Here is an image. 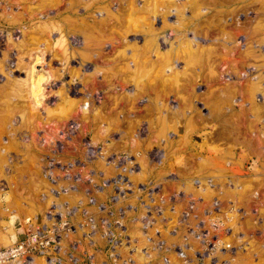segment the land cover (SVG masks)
Listing matches in <instances>:
<instances>
[{
  "label": "rangeland",
  "instance_id": "1",
  "mask_svg": "<svg viewBox=\"0 0 264 264\" xmlns=\"http://www.w3.org/2000/svg\"><path fill=\"white\" fill-rule=\"evenodd\" d=\"M205 98L229 105V122H210L213 131L242 141L200 139L194 116ZM104 147L105 166L163 148V173L212 176L210 197L224 209L236 202L247 219L229 248L249 246L256 258L259 246L252 264H264V0H0V246L21 218L48 213L69 228L53 264H117L111 255L127 250L138 221L125 216V198L113 201L117 185L128 194L126 179L110 183L118 170L92 163ZM137 160L132 177L148 188L161 170ZM216 220L222 233L227 222Z\"/></svg>",
  "mask_w": 264,
  "mask_h": 264
},
{
  "label": "built area",
  "instance_id": "2",
  "mask_svg": "<svg viewBox=\"0 0 264 264\" xmlns=\"http://www.w3.org/2000/svg\"><path fill=\"white\" fill-rule=\"evenodd\" d=\"M245 68L244 71L248 72L251 67L249 70L248 67ZM160 149H150L145 153L147 160L154 162L149 168L161 170V173L159 171L155 173L153 178L155 183L148 188H145V179L140 181L142 183L136 181L133 184L131 182L133 180H130L126 175L121 177L122 173L126 174L128 169L131 172L136 171L134 154L128 156L123 152L124 156L121 158L120 166L116 157H111V162H106L112 169L115 168L121 172L114 173L109 179L110 183L116 181L117 174L120 177L117 183L126 179L128 194L126 197H121L122 195L118 191L123 192V190L117 185L112 195L114 203L125 198V216L138 221L137 234L133 233V229H131L133 220L129 229H126L128 234L127 250L113 252L111 257L117 255L114 258L116 262L118 261L117 264H131V258L135 252L143 254L142 264H221L220 262L237 264L234 260L240 255L237 252H241L243 255L245 252H249L247 250L249 246H237L236 244L234 248H229V245L230 241L233 242L245 234L243 226L247 223V219H244V210L236 205V202L227 203V201L225 204H228L231 209H224L218 200L219 197L218 199L210 197L211 192L216 191L217 185V181L212 176H195L194 173L186 172V168L174 167L165 172L169 173L165 177L163 170L169 165L164 166L161 156L156 154H161L163 149ZM99 155L102 156L101 153ZM146 166L145 171L148 168ZM143 188H145L144 195L141 197V205L137 209L133 197L138 199L137 196L143 191ZM227 188L222 190L217 187L223 195L233 199L234 193L230 194L231 192ZM68 211L72 216L73 209L70 208ZM61 217L57 218L59 222L62 221ZM217 218H221L222 223L224 220L227 222V227L222 229V233L218 230L220 223L216 220ZM259 219L258 222H261V218ZM214 220L219 224L209 223ZM56 225L57 222L53 215L48 213L41 217L30 215L21 218L15 223V240L6 246H0V264H36L35 258L45 259L47 264H53L51 262L53 260L57 262L55 257H48L50 253L54 252L53 243L56 237L68 235L69 228H55ZM56 230L59 232L58 235ZM94 234L96 235V232ZM80 239L84 241L83 238ZM93 243L95 242L93 241ZM256 248L260 247L256 246ZM100 256H102L100 252L95 253L91 259L97 260ZM198 256L203 258L200 263Z\"/></svg>",
  "mask_w": 264,
  "mask_h": 264
},
{
  "label": "crops",
  "instance_id": "3",
  "mask_svg": "<svg viewBox=\"0 0 264 264\" xmlns=\"http://www.w3.org/2000/svg\"><path fill=\"white\" fill-rule=\"evenodd\" d=\"M203 89H205L207 91L208 90L212 91V88H210V85L206 84V83L204 84ZM219 90H222V89H219ZM219 99L220 100L217 104L213 103V101H216L218 99L213 100L210 98H205L204 100H202V103L204 102V104H205V111H204V113H201L202 115L200 114L202 117L195 113V116H194L195 128L193 127L194 131L199 134L200 139H203V137H211L213 140L221 139L219 141H222L223 143H225V141L228 142V140H230V142L238 143L239 141H242L241 139H239L241 136L240 137L237 136L236 138H231L229 135H227L225 133L219 134L218 131H216V129H214V131H213V129L211 127V123L214 122V120L218 121V123L219 122L222 123L223 121L229 122V114H230L229 108H228L229 105L226 104V102L224 100H221L222 98H219ZM212 107H213V110H211ZM194 110L195 109H193V112H194ZM159 119H160V116H159ZM201 135H203V137ZM245 142H247V140L244 141L243 145H245V147L247 149H250L249 151H255L256 149H259V150L262 149V147L260 146V143H259V145H257V143L255 142L256 145H255V143H252V145H251V143L248 142L249 145H246ZM206 143H212V142H210V141L205 142L204 143L205 147L210 146V145H206ZM222 149H224L225 151L228 150L225 148H222ZM260 151H262V150H260Z\"/></svg>",
  "mask_w": 264,
  "mask_h": 264
},
{
  "label": "bare ground",
  "instance_id": "4",
  "mask_svg": "<svg viewBox=\"0 0 264 264\" xmlns=\"http://www.w3.org/2000/svg\"><path fill=\"white\" fill-rule=\"evenodd\" d=\"M62 35V34H61ZM62 37V36H61ZM62 38H64V37H62ZM36 82V81H35ZM35 82H33V84L35 83ZM130 93H132L131 91H129ZM67 96V95H66ZM130 115V117H133V114L132 113H130L129 114ZM123 133L124 132H119L118 133V136H117V138L118 139H121V138H119V137H122V135H123ZM164 145V144H163ZM122 148V147H121ZM107 147H104V148H102V157H104V156H106L107 155ZM116 149H118V150H124V149H126V148H122V149H120L119 147H117ZM115 149V150H116ZM163 149V148H162ZM91 153H93L94 151H92V150H89ZM134 152V153H133ZM132 153L134 154V157H135V161H136V166H138V160H137V158L138 157H143V156H145V153H143V152H140V150H134ZM87 153H89V152H87ZM95 153V152H94ZM109 154V153H108ZM157 155H160L161 157V160H162V162H164V160H169L168 159V157L166 156V154H165V150L163 149V151L161 152V154H158V153H156ZM165 154V155H164ZM145 158H146V161H148L147 160V157L145 156ZM97 162L98 161V167H97V165H95V162ZM92 163L96 166V168H99V169H102V170H104V171H107V170H110V169H112L111 168V166L110 165H104V162H103V160H102V158H101V155H95L94 154V156H93V160H92ZM129 164V163H128ZM135 167V166H134ZM127 170V169H126ZM135 170H137V169H135ZM134 173V171H132L131 172V170H127V172H126V176L131 180H133V181H131L133 184H135V182H136V180L135 179H133V174ZM242 190V189H241ZM25 218V217H24ZM132 228L131 229H133V233H136L137 234V231H136V227H134V225L133 226H131ZM133 236V235H132ZM142 237H141V234H140V239H141ZM15 240V239H14ZM13 240V241H14ZM12 241V242H13ZM142 242V241H141ZM255 254H256V258H254L253 256H251V253H249V252H245L243 255H242V253L241 252H237V253H239L240 255H238L236 258H234V260L237 262V264H246L247 262H249V263H253V262H255L257 259L259 260V257H260V255H259V252L260 253H262L261 252V248H256L255 250ZM248 256V257H247ZM249 256H251V257H249ZM143 254H141V253H138V252H135L134 254H133V256H132V262H131V264H142V259H143ZM35 260V262L36 261H38L39 260V258H35L34 259ZM37 263V262H36Z\"/></svg>",
  "mask_w": 264,
  "mask_h": 264
}]
</instances>
